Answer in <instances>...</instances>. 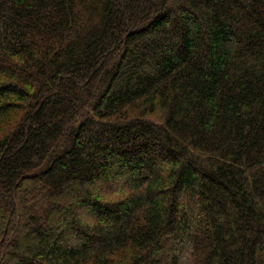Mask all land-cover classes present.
<instances>
[{"label": "trees", "instance_id": "1", "mask_svg": "<svg viewBox=\"0 0 264 264\" xmlns=\"http://www.w3.org/2000/svg\"><path fill=\"white\" fill-rule=\"evenodd\" d=\"M0 264H264V0H0Z\"/></svg>", "mask_w": 264, "mask_h": 264}]
</instances>
